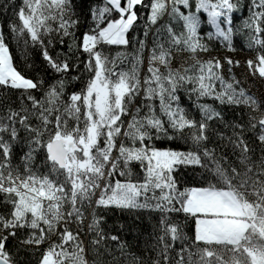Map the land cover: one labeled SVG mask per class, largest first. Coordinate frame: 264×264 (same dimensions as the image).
I'll return each instance as SVG.
<instances>
[{
  "label": "snow or ice",
  "instance_id": "obj_1",
  "mask_svg": "<svg viewBox=\"0 0 264 264\" xmlns=\"http://www.w3.org/2000/svg\"><path fill=\"white\" fill-rule=\"evenodd\" d=\"M141 4L142 0H104L103 6H91L84 20L90 17L92 25L81 38L76 31L83 12H77L74 0H23L17 12L20 23L10 26L13 36L19 39L26 35L33 45L40 44L43 59L61 75L43 92V98L32 94V90H40L42 82L25 78L16 70L0 32V86L22 90L19 110L8 106L0 113V194L4 203L11 205L9 215H0V264H14L7 242L17 236V229L31 230L21 244L39 246L48 242L40 264H89L79 228L74 232L69 225L84 224L86 209L93 204L96 208L164 213L159 241L164 246L166 264L168 250L178 240L186 241V246L180 249L176 264H185V252L187 264H264V103L239 81L225 80L223 63L238 62L230 58L204 61L198 56L208 50L198 34L202 24L198 13H206L207 24L213 29L207 33L208 38L221 39L233 50L230 14L239 9V0H195L194 11L190 0H152L150 22L155 24L170 4L171 14L183 22V31L177 35L167 27L166 40L157 33L143 76V41L127 69L117 63L124 54L110 57L98 47L127 46L126 34L137 20L134 9ZM181 5L189 11H181ZM249 11L245 26L255 35L248 46L264 49V0H252ZM113 13H118V18ZM52 33L61 44L66 37L71 38L69 52L75 48L88 55L85 69L92 75L84 88L67 99L62 77L73 66L67 58L49 54L43 37ZM177 52L190 54L193 62L173 68ZM246 63L253 75L264 79V51ZM183 85H190L188 91L197 99L208 97L221 104L248 108L249 127L256 131L262 146L260 156L253 158L254 151L242 135L232 142L234 150L239 149L235 162L217 158L203 147L202 142L208 138L207 121L221 113L201 104L203 119L198 124L189 119L176 95ZM137 97H142L140 104L135 103ZM156 100L158 113L153 103ZM32 119L38 121L36 126ZM20 129L28 134L25 138L20 137ZM185 129H196L189 133L197 146L194 150L159 149L149 143L161 137L183 138ZM18 141L27 147L21 157L23 171L12 165ZM41 150L46 153L44 172L32 163ZM133 162L139 163L142 178L133 179ZM181 166L205 169L210 173L205 177L207 186L181 189L174 175ZM117 175L124 181L116 179ZM173 212L195 218L194 240L184 235L179 224L169 222L167 214ZM91 216L89 231L99 223L94 209Z\"/></svg>",
  "mask_w": 264,
  "mask_h": 264
},
{
  "label": "trees",
  "instance_id": "obj_2",
  "mask_svg": "<svg viewBox=\"0 0 264 264\" xmlns=\"http://www.w3.org/2000/svg\"><path fill=\"white\" fill-rule=\"evenodd\" d=\"M74 2L77 12H83V15H81V23L76 31V36L82 38V34L88 31L92 25L90 17L86 22L84 20V17L88 15V9L93 5L103 6L104 0H74ZM151 3L152 0H142V4L135 7L134 10L137 13V20L126 34L129 40L127 46H98L110 57H117L118 53L124 54L120 56L117 63L127 69L131 67L128 61L138 52L140 49L139 42L143 41L145 47L143 50V64L140 69L142 76L147 72L148 56L154 47L157 33L159 32L166 40L168 38L167 27H172L177 35L183 31V22L171 14L170 4L168 5V10L155 24H152L149 20ZM190 3L192 4L191 10L194 11L195 0H190ZM251 3L252 0H239V9L230 14L233 21L230 26L234 32L233 50H229L226 47V43L221 39L208 38L207 33L211 32L212 28L207 24L204 15L198 13L202 19L198 34L202 36V42L208 48L206 52L200 53H218L229 50L234 53L244 54L252 60H255L258 52L264 51V49L259 45H254L251 48L248 46L251 37L255 35L245 26V21L250 15L249 9ZM22 6L23 0H0V32L5 37V42L9 47V53L16 70L25 78L32 79L34 82H42L40 90H32V94L37 98H43V92L51 84L55 83L56 79L61 78V75L55 73L43 59L42 52L44 49L40 44L33 45L30 38L26 35L21 36L19 39L13 36L10 26L20 23L17 12ZM179 7L185 13L189 11V9H184L182 5ZM113 17L118 18V13H113ZM261 37L264 38V33L261 34ZM25 39H27V44L25 43ZM43 39L51 56L58 57L61 60L67 58L73 66L72 71L64 74L62 77L66 81L64 98L67 99L71 93L78 92L84 88L92 75V73L85 69L88 55L87 53H81L75 48L72 52H69L68 45L72 43L71 38L66 37L63 44L60 43L56 33L44 36ZM50 39L53 40V43L48 44ZM65 54H67V57H65ZM175 54L190 56L186 52H177ZM192 62L191 59L186 64H191ZM73 77H78V79H73ZM232 81L234 80L232 79ZM189 88L190 85H183L176 94L179 105L183 107L189 119L197 122V124L203 119L200 111L201 104H209L221 113L220 117L207 121L208 128L206 129V135L208 138L202 142L203 147H207L210 151H213L217 158L225 157L228 161L235 162L239 149L234 150L232 142L235 141L237 135H242L254 151L253 158L256 159L260 156L262 146L259 145L256 139V131L249 127L250 110L248 108L245 106L221 104L219 101H214L208 97L197 99L195 94L189 93ZM21 92L22 90L0 86V100L4 101V104L0 105V113L6 111L8 106L18 111L21 103ZM256 99L264 103V94L256 97ZM141 102L142 97H137L135 103L140 104ZM24 103L25 106L31 107L30 102L27 100ZM153 103L158 113L159 100ZM124 119L127 120L129 118L125 117ZM31 123L33 126H36L38 121L32 119ZM238 125L242 127H237ZM195 131L196 129H185L183 138L168 140L167 138L161 137L160 139H153L149 143L159 149L191 151L197 146L192 143L189 133ZM169 134H172L171 129H169ZM19 135L21 138H25L28 134L23 129H20ZM46 138L47 134L45 135ZM136 146H139V144L137 143ZM203 147H201V152L203 151ZM25 151H27V147L21 141L14 144L12 165L13 167H18L21 171H23L21 157ZM45 157L46 153L42 150L36 153L35 159L32 162L36 170L41 172L47 171ZM131 168L134 173L133 179L143 177L144 173L141 171L138 162H133ZM174 175L181 189L188 187H206L205 177H210V173H207L203 168L184 166H181ZM116 179L124 181V177L118 175ZM98 195L99 192H97V197ZM97 197L93 199L95 200ZM93 209L95 210L99 223L95 230L89 231L87 225L92 222L91 213ZM10 210L11 205L4 203V195L0 194V215H9ZM85 214L87 218L84 224L77 225L73 223L69 227L74 232L79 228V238L86 249L85 256L89 264H166L164 256L162 255L164 246L159 241V237L163 235L161 218L165 215L164 213L148 209L125 210L116 207L96 208L95 204H93L91 208L86 209ZM167 216L169 222H174L182 227L184 235L189 240H194L195 218L186 217L182 212L169 213ZM30 231V229H17V236L15 238H9L7 242V249L11 254L14 264H40L42 254L48 248V242L39 246L21 244L20 241L27 239ZM113 237H116V239H113ZM53 239H56V237H53ZM168 242L172 243L170 237L168 238ZM185 246L186 241H176L173 247L168 250L169 260L167 264H176V261L179 259L178 254L180 253V249ZM199 246L203 247V245ZM69 250L71 251V249ZM183 255L185 257V264H187L188 253L185 252Z\"/></svg>",
  "mask_w": 264,
  "mask_h": 264
},
{
  "label": "rangeland",
  "instance_id": "obj_3",
  "mask_svg": "<svg viewBox=\"0 0 264 264\" xmlns=\"http://www.w3.org/2000/svg\"><path fill=\"white\" fill-rule=\"evenodd\" d=\"M205 20L206 13L201 12ZM213 31V29L211 30ZM175 59L172 63L173 68L181 67L186 63L190 62L191 58L188 55L183 54H174ZM199 58L201 60L207 61L213 58L221 60L224 62L226 58L232 59L234 62H238V64L228 65L227 63H223L222 75L227 81H239L240 86L248 91L249 94L254 95L255 97H260L264 94V79L260 78L258 74L253 75L247 66V61L252 60L250 57L240 54L234 53L229 50L218 52V53H199Z\"/></svg>",
  "mask_w": 264,
  "mask_h": 264
}]
</instances>
